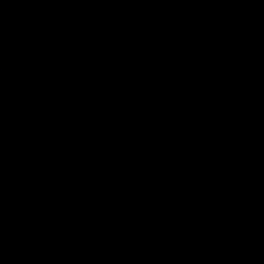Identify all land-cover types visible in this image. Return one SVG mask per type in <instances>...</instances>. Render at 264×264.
Here are the masks:
<instances>
[{
	"label": "water",
	"instance_id": "water-1",
	"mask_svg": "<svg viewBox=\"0 0 264 264\" xmlns=\"http://www.w3.org/2000/svg\"><path fill=\"white\" fill-rule=\"evenodd\" d=\"M0 264H264V0H0Z\"/></svg>",
	"mask_w": 264,
	"mask_h": 264
}]
</instances>
